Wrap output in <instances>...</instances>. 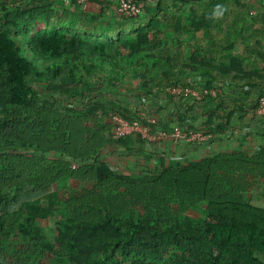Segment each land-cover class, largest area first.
<instances>
[{"label": "trees", "instance_id": "16d2710c", "mask_svg": "<svg viewBox=\"0 0 264 264\" xmlns=\"http://www.w3.org/2000/svg\"><path fill=\"white\" fill-rule=\"evenodd\" d=\"M90 3L99 11L0 0V264L47 254L70 264H264V146L129 173L111 170L103 152L130 145L114 115L140 120L106 90L155 99L200 76L253 99L264 40L243 25L245 4L145 0L122 16ZM248 99L236 103L242 113ZM233 114L208 109L209 131L223 133Z\"/></svg>", "mask_w": 264, "mask_h": 264}, {"label": "crops", "instance_id": "0c3cea01", "mask_svg": "<svg viewBox=\"0 0 264 264\" xmlns=\"http://www.w3.org/2000/svg\"><path fill=\"white\" fill-rule=\"evenodd\" d=\"M248 10L249 19L243 22V25L249 29L257 27L261 30V36L264 40V7L258 0H240ZM98 5L88 3L85 8H97ZM256 24V25H255ZM220 85V84H219ZM222 94L218 99H208L201 104H188L187 110L182 108L178 103H169L168 109L159 111L152 115L158 119L157 128L171 126L187 120L191 125L198 129H206L207 117L205 112L210 108H217L221 115L225 112L232 111L231 120L226 124V130L215 135V139L210 146L202 143L180 141L175 142L172 139L161 141L164 154H157L153 149L146 150L141 139L137 136H131L128 148L121 145H108L104 149L106 158L111 161L115 160L123 173L137 172L140 170H155L164 165H176L186 162L197 161L200 158L217 151L225 150H243L248 153L264 146V114H259L256 110L258 94L264 89V81L254 90L253 99H248L246 91L237 87L220 85ZM243 105L245 113L241 112L239 101L247 100ZM186 109V108H185ZM168 113V114H167ZM225 122L221 117L214 118V124ZM176 157L175 160H168L169 156Z\"/></svg>", "mask_w": 264, "mask_h": 264}, {"label": "built area", "instance_id": "2783aa9c", "mask_svg": "<svg viewBox=\"0 0 264 264\" xmlns=\"http://www.w3.org/2000/svg\"><path fill=\"white\" fill-rule=\"evenodd\" d=\"M69 0H65L68 3ZM107 1L114 5V9L119 15L122 16H132L137 14L143 7L145 0H102ZM264 7V0H258ZM82 5L90 3V0H78ZM192 82L190 85L176 86L170 89L168 94H160L154 100H157V107L161 108V112L168 109L169 103H178L182 105L184 110H187L188 104H201L208 99H218L222 94V89L220 87H207L202 84V78L200 76H193L190 79ZM148 98V97H147ZM146 96L143 98L145 101ZM153 101H151L153 103ZM147 102V101H146ZM150 102V103H151ZM148 103V104H150ZM145 108V107H144ZM186 108V109H185ZM257 112L259 114H264V94L258 99ZM168 114V113H167ZM140 120L134 119L129 120L120 115L113 116L114 133L117 137H129L137 136L141 139L146 150L153 149L157 154H164L163 148L161 146V141L166 139H172L175 142L187 141L202 143L206 146H210L211 142L215 139V133H212L206 129H198L191 125L190 122L184 120L175 124L174 129L169 126L162 127L160 129L158 126V119L156 116L149 113L146 109H141L139 112ZM141 120H145L146 123L143 124ZM155 126V129H153ZM176 157L169 156L168 160H175ZM108 160V159H107ZM109 167L111 170L123 173L115 160L109 161Z\"/></svg>", "mask_w": 264, "mask_h": 264}, {"label": "rangeland", "instance_id": "374dc122", "mask_svg": "<svg viewBox=\"0 0 264 264\" xmlns=\"http://www.w3.org/2000/svg\"><path fill=\"white\" fill-rule=\"evenodd\" d=\"M87 4L82 5L83 8H85ZM86 9V8H85ZM86 10H89L91 12H97L99 11V7L92 9V8H87ZM250 18V17H249ZM42 24L37 22L34 26L33 29V33L38 31L39 29H41ZM107 91V97L111 100H114L115 102H117L118 104H120L122 107H128L130 109H132V111H138L140 112L141 109L144 110H148L149 113L153 114L156 111L155 108H157V100H152L147 98L145 101L143 100V98L145 97L143 94L137 92L136 94H125V95H118L116 92H112L111 90H106ZM147 101V102H146ZM153 101V103L151 102ZM151 102V103H150ZM150 103V104H148ZM145 107V108H144ZM159 109V111H161V108H157ZM173 123H171L170 128L175 130V126L172 125ZM189 214H191L194 217H199L200 213L198 211L195 210H189L188 211ZM41 225L45 228V232L48 236L53 237L54 236V224L49 221V220H43L41 221ZM13 242H19L20 239L18 238H14L12 239ZM32 264H70V262L65 259V258H61V259H55L52 255L47 254L46 256L35 260V261H31Z\"/></svg>", "mask_w": 264, "mask_h": 264}]
</instances>
